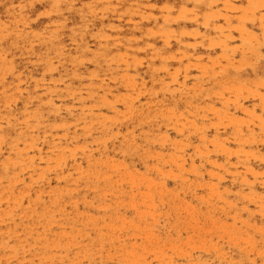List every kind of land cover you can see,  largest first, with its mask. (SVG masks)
Returning <instances> with one entry per match:
<instances>
[{"label":"rangeland","instance_id":"obj_1","mask_svg":"<svg viewBox=\"0 0 264 264\" xmlns=\"http://www.w3.org/2000/svg\"><path fill=\"white\" fill-rule=\"evenodd\" d=\"M0 264H264V0H0Z\"/></svg>","mask_w":264,"mask_h":264}]
</instances>
